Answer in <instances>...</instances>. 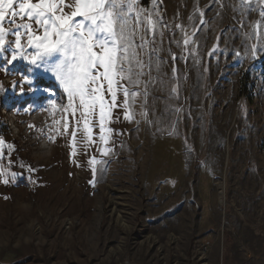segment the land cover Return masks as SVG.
I'll return each instance as SVG.
<instances>
[{
	"label": "rangeland",
	"instance_id": "374dc122",
	"mask_svg": "<svg viewBox=\"0 0 264 264\" xmlns=\"http://www.w3.org/2000/svg\"><path fill=\"white\" fill-rule=\"evenodd\" d=\"M138 4L107 143L51 73L0 70V264H264V0Z\"/></svg>",
	"mask_w": 264,
	"mask_h": 264
},
{
	"label": "snow or ice",
	"instance_id": "6c2138e0",
	"mask_svg": "<svg viewBox=\"0 0 264 264\" xmlns=\"http://www.w3.org/2000/svg\"><path fill=\"white\" fill-rule=\"evenodd\" d=\"M143 11L138 0H0V70L7 72L6 65L20 61L32 66L26 70L29 74L34 69L51 73L67 97L64 111L74 118L80 113L77 126L83 120L89 141L91 118L98 109L100 140L107 143L103 135L105 118L117 106L118 92L125 97V108L128 97L137 94L130 93L121 81L136 86L143 75V64L135 51L143 44L135 43L138 29L133 27V21L140 24ZM5 23L9 26L5 27ZM10 34L15 37L14 47L13 42L6 40ZM140 39L143 41L144 37ZM133 64L141 71H134ZM13 70L25 71L15 65ZM23 83L31 88L29 75L22 79L21 92ZM105 92L110 101H106ZM50 104L55 106L54 101L50 100ZM67 127L65 123V130ZM75 135L73 131V139ZM102 151L107 155L110 149ZM89 163L94 165L98 161L93 158ZM95 171L93 168V174Z\"/></svg>",
	"mask_w": 264,
	"mask_h": 264
},
{
	"label": "built area",
	"instance_id": "2783aa9c",
	"mask_svg": "<svg viewBox=\"0 0 264 264\" xmlns=\"http://www.w3.org/2000/svg\"><path fill=\"white\" fill-rule=\"evenodd\" d=\"M200 257L198 258V261L200 262L199 264H207V258L205 257V253L204 250H202V252L200 253ZM125 264H128V261L124 262Z\"/></svg>",
	"mask_w": 264,
	"mask_h": 264
},
{
	"label": "bare ground",
	"instance_id": "6f19581e",
	"mask_svg": "<svg viewBox=\"0 0 264 264\" xmlns=\"http://www.w3.org/2000/svg\"><path fill=\"white\" fill-rule=\"evenodd\" d=\"M219 189H221V184H219ZM219 199H220V202L222 203V196H221V194H222V191L220 190L219 191ZM120 225H123V224H121V219H120V217H117V220H116ZM173 239V238H172Z\"/></svg>",
	"mask_w": 264,
	"mask_h": 264
},
{
	"label": "crops",
	"instance_id": "0c3cea01",
	"mask_svg": "<svg viewBox=\"0 0 264 264\" xmlns=\"http://www.w3.org/2000/svg\"><path fill=\"white\" fill-rule=\"evenodd\" d=\"M115 264H125L124 262H122V263H115ZM128 264H143V263H128Z\"/></svg>",
	"mask_w": 264,
	"mask_h": 264
},
{
	"label": "trees",
	"instance_id": "16d2710c",
	"mask_svg": "<svg viewBox=\"0 0 264 264\" xmlns=\"http://www.w3.org/2000/svg\"><path fill=\"white\" fill-rule=\"evenodd\" d=\"M262 65H263V68H264V61H263Z\"/></svg>",
	"mask_w": 264,
	"mask_h": 264
}]
</instances>
